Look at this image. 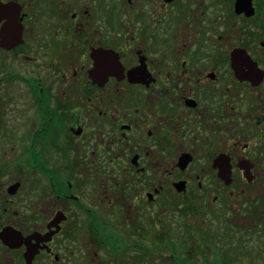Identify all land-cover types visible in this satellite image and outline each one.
I'll return each instance as SVG.
<instances>
[{
	"label": "flooded vegetation",
	"instance_id": "obj_1",
	"mask_svg": "<svg viewBox=\"0 0 264 264\" xmlns=\"http://www.w3.org/2000/svg\"><path fill=\"white\" fill-rule=\"evenodd\" d=\"M0 146L42 184L0 264H206L264 184V0H0Z\"/></svg>",
	"mask_w": 264,
	"mask_h": 264
},
{
	"label": "rangeland",
	"instance_id": "obj_2",
	"mask_svg": "<svg viewBox=\"0 0 264 264\" xmlns=\"http://www.w3.org/2000/svg\"><path fill=\"white\" fill-rule=\"evenodd\" d=\"M21 152L22 149L19 148V153L15 150L11 154L6 146H0V166L5 169V166L9 167L10 165V169H5L1 174L5 177L0 178V200L5 201L8 196V186L5 192L2 191L4 183L12 184L20 181L22 187L14 197L13 205V210L20 212L26 206L25 204L31 203V201L29 202L30 198L32 199L42 190V184L37 176L28 172ZM11 178L15 179L11 180ZM259 188L261 191L256 193L254 196L256 198H250L248 205L242 207L241 211H236L233 207L227 208L226 206L229 205L224 206L226 202L223 203L222 210L218 204L217 212L209 211L210 225L206 233L211 232L213 237H217V247H215L217 250L212 247L210 249L207 243H203L204 255L209 258V264H264V184ZM181 213L174 215V221L179 224L185 220ZM9 215L10 213L5 214L0 207V224L7 219H13ZM195 217L197 219L196 215L191 218ZM183 225L184 222L181 226ZM174 235L175 241L178 242L176 235L179 237L181 235L176 225H174Z\"/></svg>",
	"mask_w": 264,
	"mask_h": 264
},
{
	"label": "water",
	"instance_id": "obj_3",
	"mask_svg": "<svg viewBox=\"0 0 264 264\" xmlns=\"http://www.w3.org/2000/svg\"><path fill=\"white\" fill-rule=\"evenodd\" d=\"M18 184L9 189L10 193H15L18 189ZM0 238L8 245H20L22 243V234L14 229H7L0 233Z\"/></svg>",
	"mask_w": 264,
	"mask_h": 264
},
{
	"label": "trees",
	"instance_id": "obj_4",
	"mask_svg": "<svg viewBox=\"0 0 264 264\" xmlns=\"http://www.w3.org/2000/svg\"><path fill=\"white\" fill-rule=\"evenodd\" d=\"M206 264H209V262L207 261Z\"/></svg>",
	"mask_w": 264,
	"mask_h": 264
}]
</instances>
